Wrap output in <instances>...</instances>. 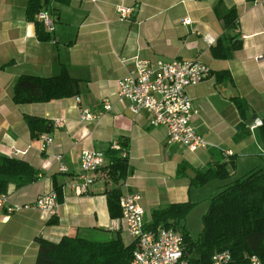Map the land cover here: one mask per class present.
Returning <instances> with one entry per match:
<instances>
[{
  "label": "crops",
  "instance_id": "crops-1",
  "mask_svg": "<svg viewBox=\"0 0 264 264\" xmlns=\"http://www.w3.org/2000/svg\"><path fill=\"white\" fill-rule=\"evenodd\" d=\"M117 4L134 5L129 20L117 19ZM25 5L26 0H0V155L26 161L38 177L21 187L7 186L8 203L17 208L7 213L0 207V264H33L37 237L55 242L61 236L76 235L103 241L118 235L127 244L130 239H122L125 232L119 216L110 217L106 207V193L111 189L122 193L123 182L140 194L144 221L152 209L185 201L194 206L182 221L184 227L197 203L204 204L198 210L201 216L208 198L231 180L216 184L217 179H212L195 187L189 184L195 170L225 163L230 172L227 162L232 155L236 166L238 154L254 152L250 146L259 148L248 120L264 115V7L252 0L50 2L46 8L54 19L53 31L48 39L39 40L33 22L25 19ZM230 7L236 11L235 27L225 30L218 14ZM184 17L189 18L188 24L181 23ZM224 35H236L240 48L227 58H214L210 48ZM257 55L262 58L256 60ZM132 57L198 59L209 68L203 80L186 88L192 111L189 122L203 138L201 147L189 151L166 144L163 127L148 126L145 114L133 115L126 102L114 95L116 80L132 68ZM61 69L78 79V95L47 102H12L18 76H51ZM218 71H226L229 78L216 81ZM104 97L110 103L108 111L97 121H78V107L97 111ZM231 97L245 101L246 120L239 118ZM24 115L62 120V126L52 125L49 132H41L52 138L43 151L39 150L40 133L29 132ZM112 141L126 154L124 176L111 175L106 158L86 192L75 194L70 185L76 182L80 152L104 153ZM12 149L25 151L14 155ZM259 152L264 153L260 148ZM55 155L60 156L59 164ZM180 163L183 173L177 175ZM52 182L59 187L52 217L21 207L51 191Z\"/></svg>",
  "mask_w": 264,
  "mask_h": 264
},
{
  "label": "trees",
  "instance_id": "trees-1",
  "mask_svg": "<svg viewBox=\"0 0 264 264\" xmlns=\"http://www.w3.org/2000/svg\"><path fill=\"white\" fill-rule=\"evenodd\" d=\"M69 0H26L24 16L34 24L35 35L39 40L49 38V33L36 21L35 14L45 9L50 2L66 4ZM223 29L235 27L236 11L234 7L218 14ZM240 48L236 35L220 36L210 48L214 58H227L231 51ZM216 81L229 78L226 71L215 74ZM79 93L78 79L69 76L63 69L51 76L20 75L16 78L11 93L14 104L47 102L59 98L76 96ZM239 118L247 119L246 103L238 97H231ZM24 121L32 134L49 132L52 122L42 117L24 115ZM239 127V125H238ZM259 148L264 152V115L253 131ZM122 145L124 142L120 141ZM120 150L107 149V168L115 178L123 177L126 157ZM229 154L227 156H231ZM264 156V153H263ZM228 160L229 172L225 163H217L205 169H197L189 178V184L202 186L209 179L224 178L233 173L234 158ZM183 163L176 167V174L183 173ZM37 171L26 161L0 155V193L7 186L21 187L37 179ZM52 190L59 195V187L52 182ZM120 192L111 189L106 193V207L110 217L119 216L117 199ZM56 195V196H57ZM194 203L175 202L152 209L144 222L145 229L172 228L179 231L182 240L183 264H210V256L215 251L227 250L230 259L226 264H249L247 255L254 254L264 264V167L252 168L241 176L224 184L220 190L210 196L207 206L200 216V230L191 237L182 224L186 214ZM52 217V215L50 216ZM49 217V218H50ZM53 223V220H48ZM37 250L33 264H127L133 243L124 244L117 235L103 241H96L76 235L61 236L52 242L41 237L35 239ZM179 264V263H177Z\"/></svg>",
  "mask_w": 264,
  "mask_h": 264
},
{
  "label": "built area",
  "instance_id": "built-area-1",
  "mask_svg": "<svg viewBox=\"0 0 264 264\" xmlns=\"http://www.w3.org/2000/svg\"><path fill=\"white\" fill-rule=\"evenodd\" d=\"M252 3L264 7V0H252ZM134 9V5H115L117 19L129 20ZM35 19L45 32L53 31L54 19L47 8L40 9L35 14ZM181 23L188 24L189 18H182ZM255 58L259 60L262 55H257ZM208 72L209 68L198 59L149 61L132 57V68L116 80L114 95L126 102V108L133 115L145 114L148 126L163 127L166 144L180 145L189 151H195L204 141L190 125L192 111L186 88L199 83ZM109 109L110 103L107 97L102 98L101 108L97 111L78 107V121H97ZM52 124L55 127L63 125L59 118H53ZM249 124H251L250 128H254L260 124V119L252 120ZM38 138L41 141L39 147L41 151L52 142V138L47 133H40ZM110 146L111 149L119 150V145L115 141H112ZM24 151L11 150L14 155H21ZM119 153L121 156H126L123 151ZM54 159L59 164L60 156L55 155ZM105 161L106 157L101 151L84 149L80 152L78 171L75 174L76 182L70 185L75 194L86 192ZM58 170H64L62 165L58 166ZM122 184L124 190L117 199L119 219L124 232L133 243L127 264H183L181 261L183 245L179 231L172 228L145 229L144 213L139 204L140 194L129 190L124 182ZM7 198L5 193H0V207L5 212L11 213L17 206L10 205ZM57 204L56 193L51 190L36 195L31 204L21 207L33 208L51 216ZM246 257L249 264H261L254 254ZM229 259L227 250L215 251L210 256V264H226Z\"/></svg>",
  "mask_w": 264,
  "mask_h": 264
},
{
  "label": "rangeland",
  "instance_id": "rangeland-1",
  "mask_svg": "<svg viewBox=\"0 0 264 264\" xmlns=\"http://www.w3.org/2000/svg\"><path fill=\"white\" fill-rule=\"evenodd\" d=\"M251 124H248V129L249 131L253 132L254 128H250ZM254 147V149H253ZM250 149L254 150V152L247 154V155H241L238 154L239 156L236 158V162L237 165L235 166L233 173L230 174L229 176H226L224 178H212V179H217V181H215V183H222V182H229L230 180H233L239 176H241L242 174L248 172L250 169L252 168H257V167H264V156L259 152V148H257L256 146H250ZM235 164V163H234ZM229 168L231 170V165H229ZM209 179V180H212ZM195 210H193L192 214H190L189 216H187V218L185 219V227L186 230L189 231V235L191 237L196 236L197 231L200 228V223H199V216L200 213L198 210H203L204 208V204H196ZM189 213V212H188ZM187 213V214H188ZM186 214V215H187ZM127 234H122V239L126 242L127 241ZM104 240V239H101Z\"/></svg>",
  "mask_w": 264,
  "mask_h": 264
},
{
  "label": "water",
  "instance_id": "water-1",
  "mask_svg": "<svg viewBox=\"0 0 264 264\" xmlns=\"http://www.w3.org/2000/svg\"><path fill=\"white\" fill-rule=\"evenodd\" d=\"M254 117H255V116H252V118H251V119H254ZM248 121H251V120H248Z\"/></svg>",
  "mask_w": 264,
  "mask_h": 264
}]
</instances>
